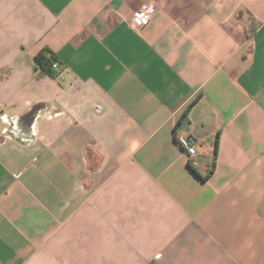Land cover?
Returning <instances> with one entry per match:
<instances>
[{"label": "crops", "instance_id": "obj_1", "mask_svg": "<svg viewBox=\"0 0 264 264\" xmlns=\"http://www.w3.org/2000/svg\"><path fill=\"white\" fill-rule=\"evenodd\" d=\"M0 264H264V0H0Z\"/></svg>", "mask_w": 264, "mask_h": 264}, {"label": "built area", "instance_id": "obj_2", "mask_svg": "<svg viewBox=\"0 0 264 264\" xmlns=\"http://www.w3.org/2000/svg\"><path fill=\"white\" fill-rule=\"evenodd\" d=\"M156 12L154 5H149L140 9L132 18L131 24L135 29H141L145 23L150 21ZM54 69L58 68V63H54ZM177 142L188 156V161L192 167H197L200 159L198 155V145L195 138L181 133L177 136Z\"/></svg>", "mask_w": 264, "mask_h": 264}, {"label": "trees", "instance_id": "obj_3", "mask_svg": "<svg viewBox=\"0 0 264 264\" xmlns=\"http://www.w3.org/2000/svg\"><path fill=\"white\" fill-rule=\"evenodd\" d=\"M35 60L48 74L56 75L57 70L53 68V65L59 62V59L53 51L47 48L39 53Z\"/></svg>", "mask_w": 264, "mask_h": 264}]
</instances>
